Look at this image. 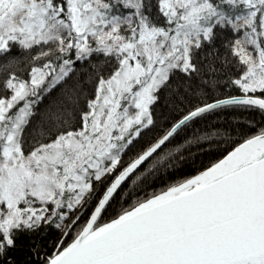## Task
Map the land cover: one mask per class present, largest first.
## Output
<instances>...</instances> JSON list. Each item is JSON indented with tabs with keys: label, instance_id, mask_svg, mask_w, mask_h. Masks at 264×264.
Returning <instances> with one entry per match:
<instances>
[{
	"label": "snow or ice",
	"instance_id": "1",
	"mask_svg": "<svg viewBox=\"0 0 264 264\" xmlns=\"http://www.w3.org/2000/svg\"><path fill=\"white\" fill-rule=\"evenodd\" d=\"M0 264H264V0H0Z\"/></svg>",
	"mask_w": 264,
	"mask_h": 264
}]
</instances>
